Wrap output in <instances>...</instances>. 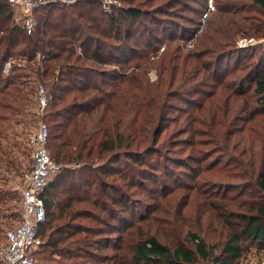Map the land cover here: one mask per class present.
I'll return each mask as SVG.
<instances>
[{
  "label": "trees",
  "instance_id": "16d2710c",
  "mask_svg": "<svg viewBox=\"0 0 264 264\" xmlns=\"http://www.w3.org/2000/svg\"><path fill=\"white\" fill-rule=\"evenodd\" d=\"M151 1L153 0L147 2ZM249 1L264 15V0ZM94 2L83 0L78 4L86 5V9L78 10L77 15L91 23L90 27H86L83 22L77 23V15L66 9H60L54 14L57 8H44L35 13L39 23L31 34H27L21 25L14 22L12 7L0 0V235L4 236L6 230L14 228L20 221V193L9 184L15 178L22 179L23 174L31 168L32 150L24 146L21 148L20 145L28 146L29 139L26 142V137L30 133L29 129L36 125L37 118L41 120L35 110L38 89L43 85L49 93L48 104L42 116L48 129L47 150L51 159L61 167L42 195L45 219L37 223V228L41 231L38 236L42 238L45 231L53 230L47 236L46 248L71 259L77 257L82 263H87L91 256V259L95 258L94 262L103 258L104 262L109 261L111 264H121L125 255L127 260L124 264H196L194 255L207 263L238 264L248 245L264 249V137L260 140L258 161H255L256 155L253 152L256 140L252 139L249 150L252 160L245 163L253 174L257 190L255 202L249 206L248 202H240L233 208L227 194H222L220 199L210 200L211 215L217 223L215 243L206 236L189 233L188 240L193 245V254L181 245L161 242L156 237L158 234L129 237L135 225L134 219L129 221L126 217L128 213L135 214L129 192L137 187L147 189V181L155 185L150 171L140 168L142 165H151L150 162L141 160L140 156L141 153H155L154 149L161 135L158 129L153 130L155 124L160 121L163 123L165 119L161 91L167 79H170L171 85L177 80L178 87L185 89L189 69L197 66H185V59L179 55L173 59L176 64L169 66L168 52L156 55L153 62H147L149 66H82L79 64L81 61L89 62L93 59V62L100 65H126L132 56L127 53L126 61L121 60L126 51L123 48H129L128 43H122L124 47L121 44H111L106 48L100 44L99 34L108 33L118 41H123V36L113 30L112 16L99 15L101 20L108 22V29L102 30L99 27L97 22L100 18L96 13L92 14ZM164 5L162 3L157 8L159 15L166 14ZM224 14L221 11L219 15ZM144 15L147 20L158 25L161 33H167L169 38H174L177 34V27L164 28L165 20L152 13L145 14L135 7L125 9L117 20L130 19L135 23ZM223 22L224 29L219 31L209 21L202 36L208 42L201 44L203 50L194 59L197 64L203 63L205 56L214 61H204L206 66H202L199 72L193 71L196 74L191 72L190 79L196 80L202 70L210 71V75H219L220 66L216 63H220L225 57L226 45L231 44L229 38L232 34L228 25L246 36L264 38V20L255 21L244 16L239 20L227 21L226 25ZM141 25L139 28L151 34L152 31L144 29L148 28L144 21H141ZM192 32L193 30L188 35ZM183 38L186 39L187 36L183 35ZM38 54L40 59L37 58ZM148 56L147 53L146 57ZM9 59L13 61L11 68L7 75H3V66ZM252 59L253 65L245 66L247 74L241 80V83H248L249 88L252 87L251 93H235L237 97L245 96L248 100H254L255 113L264 115V53ZM149 68L157 71L156 83L147 80ZM191 114L186 116L189 128L182 133H194L201 123ZM192 143L191 145L197 144L195 140ZM160 157L161 155L158 160L161 161ZM121 159L124 166L113 168V164ZM175 161L176 168H189V164ZM193 161L201 163L203 160ZM256 162H259L260 168L255 175ZM76 165H79L82 172H95L100 180L99 185L98 182L79 185L78 188L82 187L79 190L83 195L81 197L74 193L73 187L66 188L60 195H53L51 192L58 191L68 181L66 177ZM107 177L112 178L109 181ZM170 179L175 182L173 177ZM76 202L81 203V206L76 207ZM97 209L101 213L106 212L108 218L96 215L94 211ZM83 216L87 219H99L100 225L107 228H113L112 221L119 224L113 228L114 231H120L119 236L114 239L104 237L102 242L105 246H100L101 249L114 247L112 255L91 254L90 247L96 244L92 237L100 235L102 230L73 222L75 218ZM143 218L140 217L139 222H143ZM54 222L59 226H53ZM123 249L125 252L121 258ZM42 253L46 255L45 250ZM44 255L43 262L49 264V257Z\"/></svg>",
  "mask_w": 264,
  "mask_h": 264
},
{
  "label": "rangeland",
  "instance_id": "374dc122",
  "mask_svg": "<svg viewBox=\"0 0 264 264\" xmlns=\"http://www.w3.org/2000/svg\"><path fill=\"white\" fill-rule=\"evenodd\" d=\"M55 1L57 2L54 4L41 6L33 10L31 14L35 22L33 31L39 23L35 14L38 9L42 11L41 9L44 8H57L54 14L58 13L60 9H63V11L66 9L67 12L74 15H77L78 10L82 11L86 9V5H78L83 0ZM89 1H95L91 7L93 10L92 14L95 15L94 13H96L99 18L104 15L106 17L112 16L114 18L113 30H116L121 37L123 36V41H118L110 37L108 33L99 34L101 38L100 44L106 48L111 44H121L123 46L124 44L122 43H128L129 48L123 46V50L126 51L124 52V57L121 58L124 59H120L126 61L127 55L125 54L127 53L132 54V56L126 65L117 63L100 65L95 63V61L93 62L94 59L89 55L93 60L91 59L92 61L89 62L81 61L79 64L82 66H107L102 68H108V66H149L147 62H153L156 55H164L167 52L170 58L168 59L169 66L176 64L173 60L176 55L182 56L185 59V66H197L195 69H189L186 76L189 79L185 82V89L178 87L176 84L177 80L171 85L170 79H167V83H165L161 91L165 119L163 123L160 121L153 126V130L158 129L161 135L155 146V153L150 155L141 153L140 156L141 160H147L152 165H142L140 168L150 171L155 185L147 181V189L137 187L129 192V195L132 197L131 206L135 212V214L128 213L126 215L129 221L135 220V225L132 228L133 231L129 237L137 238L154 233L158 234L156 237L161 242L170 245H181L189 252L190 250L193 252V245L188 240L189 233H198L201 236H206L207 239L215 243V238L217 237L215 227L217 223L213 221L211 215L210 207L212 205L210 200L220 199L222 194H227V197L231 199L229 204L233 208L240 202H248V206L255 202L257 190L254 185L253 174L251 173V169L245 166V163L252 160L249 152L252 139L256 140L253 152L256 155L255 161H258L261 146L260 140L264 137V115L255 113L256 104L254 100H248L245 96H241L243 98L237 97V93L235 92L251 93L252 87L249 88L250 85L248 83H241V80L247 74L245 73V66L249 64L253 65V62H251L252 58H258L260 53H264V38L257 37L256 35L246 36L243 33H238L235 27L228 25L227 27L230 28L229 32L232 34L229 38L231 44L226 45L227 48L225 49H227V53L225 57L221 59L220 63H216L217 66H220L219 75H210V71L202 70L199 73V77L193 80L190 79V73L193 71L199 72L203 68L202 66H206L205 62L214 61L209 56H205L203 57L205 62L197 64V61L194 59L196 54L203 50V42H208V40H203L202 36L207 30L209 21L214 24V29L221 31L224 29L223 21H225L226 25L227 21L239 20L244 16L259 21L264 20V15L249 0H153L150 3L147 2L148 0ZM162 3L165 4L166 14L159 15L157 8ZM132 7L141 10L145 14H155L158 18L165 20L163 23L164 28L172 26L175 29L177 27V34L174 38H169V36H166L167 33L159 31L157 24L152 21L150 22V19L147 20L145 15L139 17L135 23L130 19L117 20L118 16L125 9ZM12 11L14 22L24 28L22 25L24 19L22 17L23 11L14 7H12ZM221 11L225 12V14L219 15ZM205 13L206 15L208 14L207 17L204 15ZM76 17L79 20L77 23L83 22L86 27H90L91 23H87V20L80 18V15ZM141 21H144L148 27L144 28L145 30L149 29L152 31L151 34L139 28V25L142 26ZM97 24L102 30L108 29V22L101 20V18ZM192 30V34L188 35ZM181 34L186 35L187 38L184 39ZM251 49H254V51ZM147 53L148 57H146ZM37 58L40 59L39 54ZM8 61L10 64L13 62L12 59ZM8 72L3 73L2 71L3 75H7ZM192 74L196 73L193 72ZM157 77L156 69L152 68L150 70L149 68L147 80L150 83H156ZM107 82L109 83V81ZM47 94L49 93L47 92ZM46 107L43 113H38L37 103L35 111L39 114L41 120L39 121L37 118L36 125L29 129L30 133L26 137V142L33 132H36L43 125L46 127L42 119ZM190 114L201 121V123L198 124L194 133H182L185 132L186 128H189L186 123V116ZM193 140L197 142L196 145H191L193 144ZM20 146L21 148L23 146L26 149L30 148L27 144ZM159 155L162 157L161 161L158 160ZM193 159H201L203 161L199 163L193 161ZM175 160L189 164V168H184L183 166L176 168ZM122 161V159L119 160L112 167L124 166ZM258 165L259 162H256L254 168L255 175L260 168ZM74 168L68 173V177H66L68 181L63 183V186L58 191H50L53 195L55 193H59L60 195L66 188L73 187L74 193L81 197L83 195L79 190L82 187L78 188L79 185H83V183L85 185L87 182H94L95 184L98 182L99 185L100 180L95 172H82L79 165H76ZM170 177H173L175 182ZM111 178L107 177V180L110 181ZM9 185L20 193L22 186L21 177L12 180ZM121 185L122 183L120 182L119 186ZM75 206H81V203L76 202ZM94 213L108 218L106 212L101 213L98 209ZM140 217L145 218L142 219L143 222H139ZM73 222L102 230L100 235L92 237V240H95L96 244L93 245L94 247H90L91 254L104 256L105 254L112 255L114 253L115 249L112 246L102 249L101 247L105 246L102 242L104 237L109 236V238L114 239L119 236L120 231H114L113 229L119 226L117 222L112 221L114 225L111 226L113 228L103 227V225H100L99 219H87L84 216L75 218ZM53 226L58 227L59 224L54 222ZM100 226L102 227L100 228ZM52 231V229H48L42 234L43 247L41 245L37 249V255L35 254L38 264H45L42 259L44 255L42 253L43 250H45L46 254L44 256L49 257V264H111L109 261L104 262L103 258L94 262L95 258L91 259V256H89L90 259H88L87 263H82L77 257L71 259L67 255L63 256L57 251L46 248L47 236ZM40 232V229L37 228V234ZM0 236L1 248L5 243V239L3 234ZM112 241L115 244L114 240ZM124 252L123 249L121 251V258ZM194 256L196 257V264H212L200 260L196 255ZM126 260L125 255L122 258L121 264H124ZM238 264H264V249L259 250L254 245H248Z\"/></svg>",
  "mask_w": 264,
  "mask_h": 264
},
{
  "label": "built area",
  "instance_id": "2783aa9c",
  "mask_svg": "<svg viewBox=\"0 0 264 264\" xmlns=\"http://www.w3.org/2000/svg\"><path fill=\"white\" fill-rule=\"evenodd\" d=\"M3 1L11 7L23 11L22 25L28 34L32 33L35 25L31 16L33 10L57 2L55 0ZM10 67V62H6L2 69L3 73H7ZM48 99L47 91L43 86H40L38 89V113L44 112ZM47 139L48 130L44 125L29 137L28 145L32 150L31 168L23 174L21 179L20 221L14 228L8 229L4 233L5 243L0 248V264H38L35 254L43 241L37 234V223L42 222L45 217L42 195L50 180L61 170L60 165L50 157L47 150Z\"/></svg>",
  "mask_w": 264,
  "mask_h": 264
}]
</instances>
